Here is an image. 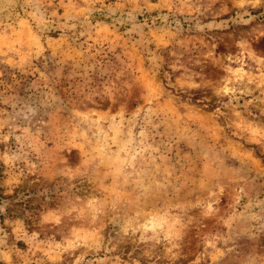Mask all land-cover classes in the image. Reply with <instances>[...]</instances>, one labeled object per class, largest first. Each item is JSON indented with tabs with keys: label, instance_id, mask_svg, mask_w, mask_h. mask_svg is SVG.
I'll use <instances>...</instances> for the list:
<instances>
[{
	"label": "rangeland",
	"instance_id": "1",
	"mask_svg": "<svg viewBox=\"0 0 264 264\" xmlns=\"http://www.w3.org/2000/svg\"><path fill=\"white\" fill-rule=\"evenodd\" d=\"M0 264H264V0H0Z\"/></svg>",
	"mask_w": 264,
	"mask_h": 264
}]
</instances>
